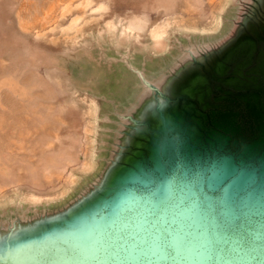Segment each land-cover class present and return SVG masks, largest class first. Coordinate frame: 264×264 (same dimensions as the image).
I'll use <instances>...</instances> for the list:
<instances>
[{
  "label": "water",
  "instance_id": "95a60500",
  "mask_svg": "<svg viewBox=\"0 0 264 264\" xmlns=\"http://www.w3.org/2000/svg\"><path fill=\"white\" fill-rule=\"evenodd\" d=\"M118 121L65 206L0 235V264H264V0Z\"/></svg>",
  "mask_w": 264,
  "mask_h": 264
},
{
  "label": "rangeland",
  "instance_id": "374dc122",
  "mask_svg": "<svg viewBox=\"0 0 264 264\" xmlns=\"http://www.w3.org/2000/svg\"><path fill=\"white\" fill-rule=\"evenodd\" d=\"M249 0H0V235L85 192L121 127ZM157 34V35H156Z\"/></svg>",
  "mask_w": 264,
  "mask_h": 264
},
{
  "label": "bare ground",
  "instance_id": "6f19581e",
  "mask_svg": "<svg viewBox=\"0 0 264 264\" xmlns=\"http://www.w3.org/2000/svg\"><path fill=\"white\" fill-rule=\"evenodd\" d=\"M157 35V34H156Z\"/></svg>",
  "mask_w": 264,
  "mask_h": 264
}]
</instances>
